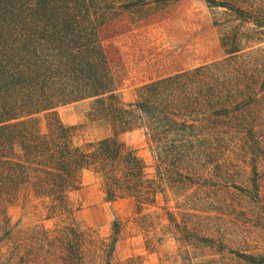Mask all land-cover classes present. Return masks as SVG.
<instances>
[{"label": "trees", "instance_id": "trees-1", "mask_svg": "<svg viewBox=\"0 0 264 264\" xmlns=\"http://www.w3.org/2000/svg\"><path fill=\"white\" fill-rule=\"evenodd\" d=\"M140 1L0 0V222L8 221L6 209L21 190L45 203L47 218L63 217L89 172L106 201L130 199L135 215L163 210L185 264H228L226 254L231 264H263L206 234L203 224L180 225L166 202L171 193L179 209L185 193L198 195L214 171L229 176L232 157H239L235 144L261 141L264 48L248 44L264 36V0H204L237 21L220 26L222 58L150 80L124 102L101 28L119 7ZM84 100L92 101L93 117L108 120L109 137L78 144L75 127L61 122L58 107ZM134 130L145 135L151 165L120 140ZM120 226L112 223L108 239L74 226H35L23 237L33 245L24 246L43 260L37 264H111ZM188 248L200 251L197 259Z\"/></svg>", "mask_w": 264, "mask_h": 264}, {"label": "rangeland", "instance_id": "rangeland-1", "mask_svg": "<svg viewBox=\"0 0 264 264\" xmlns=\"http://www.w3.org/2000/svg\"><path fill=\"white\" fill-rule=\"evenodd\" d=\"M141 1L127 8L119 7L101 28L107 58L117 81V93L124 102H132L136 89L150 80L221 59L220 26L237 24L223 9L210 8L204 0ZM261 37V42L248 45L263 49L264 36ZM92 106L91 100H84L57 108L61 122L75 127L74 141L78 144L111 135L108 120L90 114ZM120 140L152 164L142 130L125 133ZM234 149L239 151V157H232L229 176L214 171L212 182L198 195L193 193L194 189L185 193L179 209L175 208L174 196L168 193L167 207L176 213L180 225L182 221L203 224L206 234L213 233L229 247L247 250L264 259V127L260 142L237 143ZM69 202L71 209L66 215L47 218L45 203L21 190L16 201L6 209L8 221L0 222V264L43 261L24 246L33 245L23 237L35 226L46 229L74 226L108 239L114 221H119L121 226L111 264L186 263L176 236L168 233L170 227L168 231L165 229L170 223L160 208L152 207L135 215L130 199L106 201L89 172L83 174L82 186L70 193ZM166 203L159 199L158 206ZM178 211L188 215L180 216ZM146 213L152 214L150 222L141 218ZM156 214L160 217H155ZM156 237L162 239L154 245L145 243ZM188 250L197 259L194 256L200 251ZM224 257L228 258L229 254ZM227 258L223 261L231 264Z\"/></svg>", "mask_w": 264, "mask_h": 264}]
</instances>
